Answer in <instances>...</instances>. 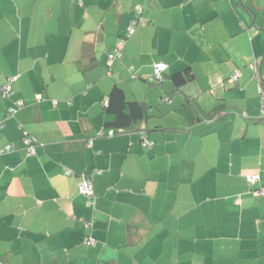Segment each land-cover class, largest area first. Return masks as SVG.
<instances>
[{
    "label": "crops",
    "instance_id": "0c3cea01",
    "mask_svg": "<svg viewBox=\"0 0 264 264\" xmlns=\"http://www.w3.org/2000/svg\"><path fill=\"white\" fill-rule=\"evenodd\" d=\"M8 77L0 264H264V195L252 192L264 187V0H0V85ZM114 84L145 117L106 124Z\"/></svg>",
    "mask_w": 264,
    "mask_h": 264
},
{
    "label": "built area",
    "instance_id": "2783aa9c",
    "mask_svg": "<svg viewBox=\"0 0 264 264\" xmlns=\"http://www.w3.org/2000/svg\"><path fill=\"white\" fill-rule=\"evenodd\" d=\"M141 10H142V6L138 5L135 8V16L129 19L126 28L124 30L123 33H121L118 38L117 41L115 43V45L113 46V49L107 54L108 58V62H110L114 57L119 56L121 54V51L123 50L124 47V43L126 41V38L132 33V31L134 30L135 26L139 23V21L141 20ZM258 62V58H256V61L251 62L250 66L255 68V63ZM153 71L152 74L149 77V81L150 82H155L156 80L161 78V72L163 71L164 65L161 62H154L152 65ZM238 74V71H234L233 73L230 74V76L228 77L229 81H234V79L236 78ZM13 79V77H8V79H6L5 82H3L0 85V93L3 97L8 96L11 92V80ZM261 96H264V91L262 90V88L258 89ZM18 104L21 102L20 100L17 101ZM103 103L106 104V99H103ZM14 110V108L12 106L8 107V111L12 112ZM108 134H112V129H109ZM22 142L25 146V148L27 149L28 153H34V145L36 143V137L29 134V133H25L22 137ZM143 139H144V143L145 144H150L149 139L146 138V135H143ZM12 146L11 143H6L1 150L4 149H8ZM68 172V170H67ZM259 177V173L254 172V173H250L247 175V179L250 181V183L255 182ZM77 191L80 192L81 194H83L86 198V204L89 205L91 203V198L94 195V190H93V186H92V179L89 175L87 174H82V178L80 179V181L77 184ZM253 192L257 195H264V187H257L253 189ZM84 242L88 243V244H93L95 242L94 238H92L89 235H85L83 237Z\"/></svg>",
    "mask_w": 264,
    "mask_h": 264
},
{
    "label": "trees",
    "instance_id": "16d2710c",
    "mask_svg": "<svg viewBox=\"0 0 264 264\" xmlns=\"http://www.w3.org/2000/svg\"><path fill=\"white\" fill-rule=\"evenodd\" d=\"M192 77L193 72L190 67H185L171 74V79L177 88L184 85ZM103 99L102 104L105 107V111L109 114H112L113 116V120L107 122V125L124 128L126 126H130V124L138 118H143L146 116L143 102L135 99L127 100L125 98L123 89L118 85L114 84L112 86L110 92L108 93V97L105 98L106 104L103 103ZM124 107H126L128 111H124Z\"/></svg>",
    "mask_w": 264,
    "mask_h": 264
}]
</instances>
